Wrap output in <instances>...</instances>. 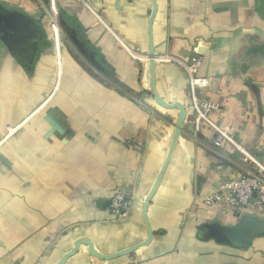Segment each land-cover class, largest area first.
Instances as JSON below:
<instances>
[{
  "label": "crops",
  "instance_id": "obj_1",
  "mask_svg": "<svg viewBox=\"0 0 264 264\" xmlns=\"http://www.w3.org/2000/svg\"><path fill=\"white\" fill-rule=\"evenodd\" d=\"M156 2L152 40L160 98L184 106L190 101L185 73L162 57L190 61L200 54L199 76L209 82L201 98L220 104L212 118L233 127L237 143L263 161L264 0ZM56 4L104 71L64 34L68 45L61 41L57 54L47 0H0L29 16L42 36L28 66L0 41V264H58L80 239L103 255L143 243V204L179 116L152 94L150 0H88L93 13L74 0ZM190 120L187 112L147 208L149 245L109 261L80 246L65 264H264V231L241 248L211 233L208 226L230 229L243 217H260L198 206L249 167L231 145L215 149L210 130L196 131ZM115 191L131 203L123 220L109 210Z\"/></svg>",
  "mask_w": 264,
  "mask_h": 264
},
{
  "label": "built area",
  "instance_id": "obj_2",
  "mask_svg": "<svg viewBox=\"0 0 264 264\" xmlns=\"http://www.w3.org/2000/svg\"><path fill=\"white\" fill-rule=\"evenodd\" d=\"M48 1L49 27L52 34L53 44L59 55L61 47V29L59 27V10L56 0ZM82 3L90 12L93 10L88 4V0H74ZM163 61L178 64L183 70L188 81V91L190 104L187 107L191 114V125L196 131L204 128L210 130L212 143L215 149L221 148L224 144H229L239 153L242 163L248 165L249 171L243 175L226 179L221 182L216 189L207 195L199 203L201 208H221L231 209L240 215L245 211L252 210L255 215L264 220V160H260L247 150L242 148L235 139V129L233 127H223L218 120L212 118V114L220 111V104L201 98V92L209 85L206 77L199 76L202 66V57L197 54L190 61H182L167 56L162 57ZM157 61V57H156ZM131 203L126 194L122 191H115L109 202L110 212L119 220L128 216Z\"/></svg>",
  "mask_w": 264,
  "mask_h": 264
},
{
  "label": "water",
  "instance_id": "obj_3",
  "mask_svg": "<svg viewBox=\"0 0 264 264\" xmlns=\"http://www.w3.org/2000/svg\"><path fill=\"white\" fill-rule=\"evenodd\" d=\"M152 3V12L149 17V53L147 55L148 61V70H149V79L150 85L152 88V94L155 98V101L165 109H177L179 110L178 120L175 126V131L173 133L172 141L168 150V154L166 159L162 165V168L157 176L155 184L153 186L152 191L147 196L144 204H143V219L145 222L146 230H147V239L143 243H139L133 247L125 249L121 252L114 253L111 255H103L100 253L93 243L87 239H80L75 244L74 247L66 253L58 264H65L66 261L74 256L80 246H86L88 252L91 256L101 260V261H109L121 256L129 255L140 249L142 247H146L152 240V231L150 228V224L146 217L147 208L151 202L152 197L154 196L157 188L160 185L162 175L166 166L169 162L173 149L175 147L176 141L178 139L180 130L183 126V123L186 119L187 115V107L189 103L184 106L181 103H165L154 87V70H155V63H156V54L154 51L153 40H152V22L157 12V2L156 0H150ZM59 23L63 33L61 34V41H63V34L66 35L68 40L73 44L76 50L98 71L103 72L102 65L96 60V56L93 52L89 50L86 44L83 41H80L78 38V34L76 30L70 29L62 20L59 18ZM41 31L39 27H37L34 22L31 20L29 16L23 14L19 11H11L2 6H0V41L3 42L6 49L10 52V54L15 55L18 62H20L23 66H28L31 64L33 57L35 55V48L38 44V41L41 40ZM64 44L68 45L65 41ZM104 62L103 60H101ZM50 110L47 111L49 114ZM190 113V112H189ZM51 126H54V123L50 121ZM192 126V125H191ZM193 127V126H192ZM54 128V127H53ZM211 233L217 234V237L220 241L228 243L234 247H245L249 243H251L254 238L263 233L264 226L260 221V218H241L234 227L227 229V228H220L215 225L208 226Z\"/></svg>",
  "mask_w": 264,
  "mask_h": 264
},
{
  "label": "trees",
  "instance_id": "obj_4",
  "mask_svg": "<svg viewBox=\"0 0 264 264\" xmlns=\"http://www.w3.org/2000/svg\"><path fill=\"white\" fill-rule=\"evenodd\" d=\"M61 12H63V13H61ZM59 18H62V20L64 21V23L70 28V29H74V30H76V33L78 34V37H79V32H78V30L73 26V22L67 17V13L66 12H64V11H59ZM58 22H59V19H58ZM59 27L61 28V25H60V23H59ZM61 30H62V28H61ZM63 31V30H62ZM64 32V31H63ZM62 32V33H63ZM44 44V42H42L41 43V46ZM40 46V47H41Z\"/></svg>",
  "mask_w": 264,
  "mask_h": 264
},
{
  "label": "rangeland",
  "instance_id": "obj_5",
  "mask_svg": "<svg viewBox=\"0 0 264 264\" xmlns=\"http://www.w3.org/2000/svg\"><path fill=\"white\" fill-rule=\"evenodd\" d=\"M61 29V28H60ZM61 32H62V30H61Z\"/></svg>",
  "mask_w": 264,
  "mask_h": 264
}]
</instances>
